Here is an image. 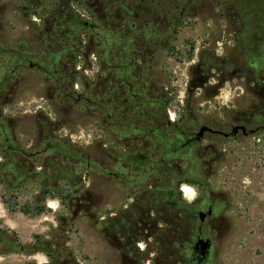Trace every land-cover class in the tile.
<instances>
[{"label": "rangeland", "instance_id": "374dc122", "mask_svg": "<svg viewBox=\"0 0 264 264\" xmlns=\"http://www.w3.org/2000/svg\"><path fill=\"white\" fill-rule=\"evenodd\" d=\"M241 1L249 9L261 8L264 13V0ZM10 2L6 14L0 16V25H3L0 46L18 36H26L31 41L32 53L37 44L29 37L33 27L29 18L39 15L36 11L22 13L16 0ZM70 5L73 11L90 15L84 0H71ZM228 19L221 6L213 10L207 6L196 16H184L169 46L155 51L151 63L153 77L166 88L171 113L180 112L186 100H190L200 121L216 118L227 122L230 111L250 110L257 103L255 93L243 77H234L220 85L215 69L203 89L188 93L190 67L197 61L199 51L231 56L234 66H244L246 60L237 51ZM41 26L39 18L35 30ZM85 38L84 34L82 40ZM84 51V47L74 51L73 90L89 94L96 84L97 48L94 46L87 58H83ZM0 63L7 67L13 65L9 60H0ZM1 72L0 68V77ZM18 75L22 80L13 102L0 108L3 117L0 124L6 131L7 143L24 149L35 148L41 136L36 111L42 110L57 123L56 137L80 147L86 153V160L97 159L105 168L94 172L82 162L76 171V185L66 179H58L56 185H51V179L43 176L8 188L0 179V264H165L164 257L157 255V242L153 238L130 240L126 244L121 237L114 240L107 224L103 225V221L128 206L134 189L111 175L122 174L127 178L132 174L131 168L121 167L112 160L111 153L123 152L124 146L113 142L111 129L102 132L98 117L83 102L64 104L57 99L48 100L50 89L45 75L37 68H29L28 61L18 68L15 76ZM258 137L262 141L257 142ZM8 144L0 135V160ZM235 144L234 151H222L221 159L213 165V174L204 178L206 190L220 192L222 199L228 201L223 222L204 231L213 244L208 264H264V128ZM219 147L226 148V144L220 143ZM41 168L39 159L35 162V171ZM120 178L123 179L121 175ZM43 179L49 185L37 200ZM184 184L194 189V196L201 194L202 188L196 181L180 185ZM182 197L185 203L192 199L184 194ZM36 206H43L42 211H36Z\"/></svg>", "mask_w": 264, "mask_h": 264}, {"label": "flooded vegetation", "instance_id": "af4514ba", "mask_svg": "<svg viewBox=\"0 0 264 264\" xmlns=\"http://www.w3.org/2000/svg\"><path fill=\"white\" fill-rule=\"evenodd\" d=\"M10 1L0 0V16L6 14ZM16 1L22 13L34 14L36 11L39 15L29 18L33 24L29 37L36 42L37 48L35 52H30L31 41L26 36H18L0 46V60L13 63L12 67L0 63V108L13 102L22 80L15 73L27 61L29 68L43 70L44 79L49 83L48 100L57 99L68 104L71 96L64 91L61 72L66 74L71 69V62L75 60L72 49L81 44L85 48L83 58H87L88 39L94 42L98 62L96 115L100 129L102 132L111 129L113 142L124 146L123 152L113 151V160L124 168L131 162L133 170L142 164L151 168L154 160L163 163L166 160L170 165L167 168L165 164L167 174L197 180L202 188L201 194L186 203L189 214L184 220L185 207L175 206V199L184 202L181 183L167 211L163 207H152L151 192L134 187L128 206L103 221V225L107 224L114 240L121 237L126 244L141 238L158 240L157 255L164 257L165 264H202L205 258L199 254L200 244L196 249H193V244L198 237H209L204 234L205 230H211L223 222L228 206L227 198L222 199L220 192L206 190L204 178L213 174V165L221 159L222 151H234L236 141L247 138L249 134H257L264 128L259 84L262 75L257 73V60H264V13L261 8L249 9L248 4H242L241 0H234L233 4L231 0H84L85 8L90 12L87 16L73 11L71 0ZM207 6L211 10L217 6L223 8L224 16L229 17L228 28L237 41V51L246 62L244 66H234L231 56L207 55L206 50L199 51L197 61L190 67L189 95L195 89H203L212 69H215L220 85L234 77H243L258 99L250 110L239 108L230 111L227 122L216 118H203L200 121L190 100H186L180 112L173 110L171 113L165 104L168 92L155 80L151 68L155 51L169 46L181 19L196 16ZM39 18L42 26L35 30ZM238 23L240 28L237 27ZM2 27L0 25V29ZM254 32L256 38L252 39L250 36ZM84 34L86 38L82 40ZM45 60H51L54 66L52 74L43 67ZM213 60H221V63L213 65ZM249 60H255L254 73ZM144 99L148 100L147 104L137 106V100ZM80 100L77 96L75 103ZM36 119L41 134L36 145L39 147L46 139L55 137L58 125L42 110L36 111ZM0 120H3L1 110ZM7 121L11 122V118ZM201 126H207V129L196 138ZM249 130L254 132L244 134ZM0 135L8 144L6 131L1 124ZM141 142L143 148L135 146ZM220 143H225L226 148L219 147ZM6 148H11V145L8 144ZM111 175L126 182L120 178V174ZM201 214H204L203 218ZM174 218L177 219L176 227H168ZM180 238L182 242L178 247H169ZM212 246L207 255L208 263Z\"/></svg>", "mask_w": 264, "mask_h": 264}, {"label": "trees", "instance_id": "16d2710c", "mask_svg": "<svg viewBox=\"0 0 264 264\" xmlns=\"http://www.w3.org/2000/svg\"><path fill=\"white\" fill-rule=\"evenodd\" d=\"M250 38H256L255 32L251 34ZM94 46L95 43H92V41L90 42V40L88 39L87 52L91 53ZM81 47L82 46L80 44L75 49H72V51H79L81 50ZM214 61H217V63ZM254 61L255 60H249L248 63L252 64L251 68L253 70V73L255 72L256 66ZM219 62L221 63V60H213L212 64L216 65ZM257 62V73H261L262 75V80L259 81V84L261 86L260 92L263 100L262 121L264 123V60H257ZM43 67L46 69V71H48L49 74H52L54 72V66L51 63V60H45ZM72 67H74V61L71 62V69ZM71 69L66 74H63V72H61V74L64 76V91H66L71 96L69 101L75 103L76 97L79 96L81 99L80 102L84 103V107L87 110H90L91 113L96 114V84L93 91L89 94L76 92L75 90H73V74L75 72L74 70L71 71ZM41 72L44 74L43 70H41ZM84 87H87V85L84 84ZM147 101L148 100L146 99H144L143 101L137 100V106L143 107L145 106V104H147ZM80 102H78L77 104H79ZM165 104L168 106V98L166 99ZM90 106L91 108H89ZM135 146L143 148V143L141 142V144L139 143ZM2 152L3 160H0V179L8 188H15L28 179L43 176H47L51 179V185H56V180L58 179H66L71 185H76V180L78 178V174L76 171L80 168L82 162L85 164V167H87L86 169H91L94 172H100L105 168L104 165H102V163L97 159L89 161L86 160V158H84V156L86 157V153H84L80 147L74 146L68 143L64 138L56 136L53 139H46L44 144L39 145V147H35L33 149H24L18 145H11V148H4ZM39 159H41L42 168L37 172L35 171V162L39 161ZM130 163L131 162H129L128 167L131 168L132 174L127 178L126 176L120 174L121 177H123L127 184H131L135 188L137 187L136 189L141 188V190L143 191L151 192L152 207H163L166 211L170 210L171 202H174L173 197L176 193L177 186L180 183L191 182L194 180L188 177H180L176 174H167V170L164 167L166 166L165 164H167V168H169L170 165L169 161L166 160L165 163L159 160H154L152 161L151 168L142 164L140 166H137L138 168H136V170L132 169V164L130 166ZM194 181L197 182V180ZM139 184L141 186H139ZM48 185L49 184L46 180L43 179L41 181L42 191L37 200L41 199L42 195L46 193V188H48ZM175 200L177 202L175 204L176 207L177 205L180 207H185L184 220H186V216L189 214L186 209L187 204L185 202L181 203L178 199ZM3 202L6 203L7 200L3 199ZM36 207V211L38 212H41L43 209V206ZM190 224L191 223L189 222V226ZM176 225L177 219L174 218L173 223L168 224V227H176ZM180 242H182L181 238L178 241L176 240L175 242H173V244L169 245V247H171L172 245L178 247V244ZM184 248H186V244H184ZM180 252L182 253L181 250ZM185 264L189 263L185 262Z\"/></svg>", "mask_w": 264, "mask_h": 264}, {"label": "water", "instance_id": "95a60500", "mask_svg": "<svg viewBox=\"0 0 264 264\" xmlns=\"http://www.w3.org/2000/svg\"><path fill=\"white\" fill-rule=\"evenodd\" d=\"M204 129H207V126H201L199 128V131L197 132L196 138H199L202 135ZM253 132H254V130H249L247 132H244V134H249V133H253ZM203 217H204V214H201V218H203ZM199 244H200L199 254L205 258L204 261H202V264H207L208 263V256L207 255L209 254V249L211 247L212 241L209 237L208 238L198 237L193 244V249H196Z\"/></svg>", "mask_w": 264, "mask_h": 264}, {"label": "bare ground", "instance_id": "6f19581e", "mask_svg": "<svg viewBox=\"0 0 264 264\" xmlns=\"http://www.w3.org/2000/svg\"><path fill=\"white\" fill-rule=\"evenodd\" d=\"M182 192L189 198H193L194 196V189L190 185L184 184L182 187Z\"/></svg>", "mask_w": 264, "mask_h": 264}, {"label": "built area", "instance_id": "2783aa9c", "mask_svg": "<svg viewBox=\"0 0 264 264\" xmlns=\"http://www.w3.org/2000/svg\"><path fill=\"white\" fill-rule=\"evenodd\" d=\"M257 140H258V142L262 141V139H261V138H259V137L257 138Z\"/></svg>", "mask_w": 264, "mask_h": 264}]
</instances>
